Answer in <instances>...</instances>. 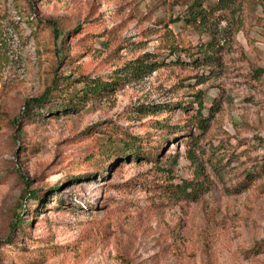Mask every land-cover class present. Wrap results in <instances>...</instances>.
Here are the masks:
<instances>
[{"label":"rangeland","instance_id":"374dc122","mask_svg":"<svg viewBox=\"0 0 264 264\" xmlns=\"http://www.w3.org/2000/svg\"><path fill=\"white\" fill-rule=\"evenodd\" d=\"M189 1L0 0V239L19 211L23 177L45 190L26 203L31 222L14 246L0 248V264H264V0L216 13V64L161 65L76 111L52 116L34 107L27 121L19 117L25 99L49 82L59 46L35 18L82 27L68 39L70 63L60 75L108 81L143 54L163 61L171 46L194 45L199 36L180 20ZM198 91L221 105L196 142L152 126L183 125L190 110L138 112L195 107ZM125 133L139 136L145 151L165 142L162 154L105 162L109 137ZM173 156L166 180L159 169ZM197 166L201 192L162 193V185L187 184Z\"/></svg>","mask_w":264,"mask_h":264},{"label":"trees","instance_id":"16d2710c","mask_svg":"<svg viewBox=\"0 0 264 264\" xmlns=\"http://www.w3.org/2000/svg\"><path fill=\"white\" fill-rule=\"evenodd\" d=\"M31 3V0H26ZM33 10L31 4H28ZM237 5V0H190L186 5L184 16L181 17V21L186 26L192 28L199 36L198 41L194 45L173 47L169 49L168 58L159 61L155 56L151 54H143L123 66L119 71V74L114 75L111 80H102L99 78H89L83 74H80L74 79H70V76L60 75L59 68L62 65L70 63V49L68 39L74 34L80 33L81 25L77 24L72 30L64 28L61 23L54 19H47L44 21L35 18L36 26L43 24L46 26L51 36L55 39H59V46L54 52V62L51 70V77L49 82L46 83L43 92L37 97H31L25 99L23 103V110L20 112V118L22 122L27 121L31 116V111L34 107L45 108L46 113H50L52 116H58L61 113L67 114L69 112L76 111L80 105L85 104L86 100H95L103 98L108 92L115 90V88L123 85L125 81L136 80L148 75L161 65H173L185 67H199L208 64H216L220 61L219 54L222 51V44L220 38L221 31L218 29L219 15H216L218 11L230 9ZM239 8V7H238ZM33 23V22H31ZM202 36H206L203 39ZM218 56V57H217ZM173 57V59H172ZM252 75L257 78L261 76L262 70L254 68L251 72ZM77 84L81 86L75 88ZM195 107L193 104L185 105H173V106H156L149 107L144 106L143 109L139 108L138 112L141 114L152 115L156 111L171 112L175 107H179L182 111H188L186 119L183 121V125L169 126L166 121L155 120L153 127L158 129H165L169 134L179 131V134H175L173 139L181 138L182 136H188V139L192 142H196L202 132H204L209 126V121L215 114L221 105L220 97L213 99L211 102L203 100L202 94L198 91L193 94ZM80 104V105H79ZM18 118L9 120L11 126L18 125ZM183 128V129H182ZM198 129L201 133L194 134L193 129ZM184 131V132H181ZM169 140H166V142ZM144 141L139 136H132L124 134L123 137H109L107 143L109 144L103 150V157L107 162L112 155L116 158H130V160L142 161L151 160L150 156H160L162 154L165 142L159 141L155 147H150L148 151L142 148ZM119 151V152H118ZM191 160L194 161L193 154L188 155ZM157 158H152L156 160ZM171 167L167 169L160 168L165 174L166 180L172 176V170L174 165L177 164V157L170 158ZM97 163H101L97 161ZM261 170H264V163L260 166ZM201 171L197 168L193 171L192 179L185 185H178L169 183L168 185H162V193L178 192V194H195L202 191V187L199 183ZM84 177L85 174L79 175ZM24 194L19 200V211L14 213L13 220L9 226V233L0 239V248L4 245L14 246L13 238L18 232L24 235L23 227H28L31 220L24 218V212L28 210L26 203L35 200L40 202L44 197L45 190H36L30 187V180L23 177ZM57 184L50 189L54 191ZM23 249V248H22Z\"/></svg>","mask_w":264,"mask_h":264}]
</instances>
